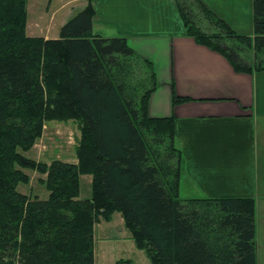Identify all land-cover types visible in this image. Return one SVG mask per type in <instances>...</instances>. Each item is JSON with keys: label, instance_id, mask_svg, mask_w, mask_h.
Instances as JSON below:
<instances>
[{"label": "trees", "instance_id": "1", "mask_svg": "<svg viewBox=\"0 0 264 264\" xmlns=\"http://www.w3.org/2000/svg\"><path fill=\"white\" fill-rule=\"evenodd\" d=\"M93 1L45 40L27 35L28 0H0V264H95V227L117 212L153 264H257L255 200L179 198L176 120L148 115L155 66L125 38L93 34ZM177 1L189 36L238 72L264 71V0L254 36L199 0ZM51 121L78 125V163L25 156ZM26 170L46 176L48 200L18 191Z\"/></svg>", "mask_w": 264, "mask_h": 264}, {"label": "crops", "instance_id": "2", "mask_svg": "<svg viewBox=\"0 0 264 264\" xmlns=\"http://www.w3.org/2000/svg\"><path fill=\"white\" fill-rule=\"evenodd\" d=\"M199 1L234 32L254 36L255 0ZM78 2L84 10L89 0H28L27 35L58 40ZM93 7L95 36L125 38L155 66L159 87L148 115L176 120L179 198L254 199L257 264H264V71L238 72L223 54L189 36L177 0H94ZM175 98L186 101L175 104ZM84 176L91 184L93 177ZM119 214L125 225L118 212L104 221Z\"/></svg>", "mask_w": 264, "mask_h": 264}, {"label": "rangeland", "instance_id": "3", "mask_svg": "<svg viewBox=\"0 0 264 264\" xmlns=\"http://www.w3.org/2000/svg\"><path fill=\"white\" fill-rule=\"evenodd\" d=\"M82 3L83 2H78L74 6L75 10H71L69 15L64 17L65 23L83 10L81 7ZM29 16V20H31L32 11H30ZM61 20H63V16L58 19V24H61ZM79 137L80 131L78 125L74 122H47L44 127L42 138L37 141L30 152L25 153V156L47 164H51L56 159L70 163L75 162L77 161L76 147ZM25 172L31 177V182L29 185H19L18 191L25 195L37 196L40 200H48L50 193L41 183V180L45 179L46 176L30 170H26ZM88 177L89 176L82 177L80 199L90 198L92 194V186L87 179ZM182 194L185 195V190L182 191ZM130 232L131 231L122 224L120 214L114 216L111 223L103 220L98 224L95 230V263L115 264V260L123 258L131 259L135 264H153L147 252L138 249L135 241L127 237L130 235ZM123 233L125 237H121ZM106 236L110 237L107 238ZM116 240L119 241L117 242ZM102 249L108 252V259L105 261L101 260Z\"/></svg>", "mask_w": 264, "mask_h": 264}]
</instances>
